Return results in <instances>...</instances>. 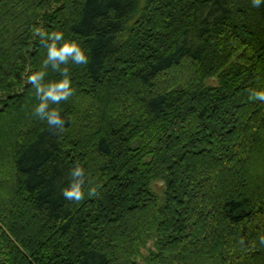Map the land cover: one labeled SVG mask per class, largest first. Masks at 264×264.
Returning a JSON list of instances; mask_svg holds the SVG:
<instances>
[{
	"label": "trees",
	"instance_id": "trees-1",
	"mask_svg": "<svg viewBox=\"0 0 264 264\" xmlns=\"http://www.w3.org/2000/svg\"><path fill=\"white\" fill-rule=\"evenodd\" d=\"M36 28L90 57L66 65L75 94L51 106L63 132L33 114ZM253 88L264 5L251 0H0V264H264ZM77 163L100 186L79 203L61 195Z\"/></svg>",
	"mask_w": 264,
	"mask_h": 264
},
{
	"label": "clouds",
	"instance_id": "clouds-1",
	"mask_svg": "<svg viewBox=\"0 0 264 264\" xmlns=\"http://www.w3.org/2000/svg\"><path fill=\"white\" fill-rule=\"evenodd\" d=\"M253 8L264 5V0H251ZM34 35L46 42L47 56L42 62L41 69L28 75L27 82L35 89V96L39 103L34 107V116L45 121L49 129L63 132L69 122L61 116L59 108L51 107L68 101L74 94L70 70L66 66L69 63L75 65H87L90 57L87 51L76 41H67L62 31L48 33L40 28L34 29ZM59 73L61 79L45 82L48 69ZM249 100L264 103V89H249ZM55 134V132H54ZM87 185V187H86ZM99 185H93L86 175L83 166L77 163L69 171V183L63 188L61 195L67 201L81 202L85 196L96 197L99 195ZM258 244L264 247V234L259 235ZM239 245L242 249L255 248L256 241L248 242L241 237Z\"/></svg>",
	"mask_w": 264,
	"mask_h": 264
},
{
	"label": "rangeland",
	"instance_id": "rangeland-1",
	"mask_svg": "<svg viewBox=\"0 0 264 264\" xmlns=\"http://www.w3.org/2000/svg\"><path fill=\"white\" fill-rule=\"evenodd\" d=\"M156 190H157L158 192L161 193V191H162V186H156ZM150 246H152V245L150 244L149 247H150ZM144 253H146V251H144ZM141 264H143V261H141Z\"/></svg>",
	"mask_w": 264,
	"mask_h": 264
}]
</instances>
